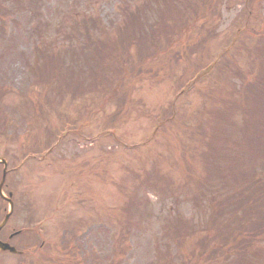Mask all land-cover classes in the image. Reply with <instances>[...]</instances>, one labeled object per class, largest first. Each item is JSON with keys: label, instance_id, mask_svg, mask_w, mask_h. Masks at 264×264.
Listing matches in <instances>:
<instances>
[{"label": "rangeland", "instance_id": "obj_1", "mask_svg": "<svg viewBox=\"0 0 264 264\" xmlns=\"http://www.w3.org/2000/svg\"><path fill=\"white\" fill-rule=\"evenodd\" d=\"M146 1L152 0H0V86L6 93L0 113L16 122L15 129H3L0 116V158L8 170L3 190L14 204L0 239L35 229L10 240L31 256L25 261L1 252L0 264H192L185 256L197 240L173 232L178 217L201 222L196 227L207 230L208 249L221 244L215 215L222 205L217 201L211 212L196 203L193 188L201 167L196 161L189 171L177 167L179 145L194 139L185 157L190 161V152L198 158V139L208 133L196 134L197 108L221 106L227 87H238L231 71L236 65L227 61L247 67L255 49L223 55L240 32L244 44L264 33V1L196 0L188 9L201 19L180 41L190 51L178 55L162 54L154 43L156 52L148 51L152 41L143 36L155 32L159 8L176 17L170 3L175 0L146 4L149 26L133 32L127 14ZM56 41L61 46H44ZM34 48L65 67L82 66L91 57L94 75H85L81 86L66 89L52 105L43 101L42 113L21 127L13 108L22 85L16 86ZM81 49L88 53L83 56ZM48 92L44 86L36 94ZM250 117L255 116L236 113L239 126H248ZM1 171L0 166V177ZM247 256L264 264V242L248 248Z\"/></svg>", "mask_w": 264, "mask_h": 264}, {"label": "trees", "instance_id": "obj_2", "mask_svg": "<svg viewBox=\"0 0 264 264\" xmlns=\"http://www.w3.org/2000/svg\"><path fill=\"white\" fill-rule=\"evenodd\" d=\"M205 1L208 3L216 1L222 4L223 0ZM253 1L261 4L264 0ZM159 3L167 4L166 0L146 1L144 6L140 5L135 12L127 14V19L135 23L132 26L133 32L143 33V29L149 26L147 24L149 18L144 14L143 7H146V4L158 6ZM170 3L177 10L176 17L169 14L167 7L166 9L159 8L157 18H155V32L149 35L143 33V36L146 37L147 42L152 41V43L148 42V51L156 52V45L163 51L162 54L171 50L173 54L178 55L179 52L186 54L190 50L186 43L185 45L180 41L188 36L190 24L199 22L201 19L199 16L195 17V14L188 9L197 2L196 0H175V3ZM246 8L245 5L244 12ZM246 16L250 18V12ZM243 34L240 32L231 43L232 48L226 51L223 57L227 56L232 49H236L235 52L249 54L253 50H250L248 46H253L256 52L253 61L249 60L250 65L244 68L237 65L239 62L227 61L231 65H236L231 67V71L238 79V87L228 86L226 92L224 89L226 97L219 102L221 106L213 108L215 104L213 103L211 106L208 104L210 108L205 105L197 108L195 118L198 122L195 126L198 130L196 134L208 133V136L198 139L200 143L198 158L189 152L190 161L185 157L186 150L189 144L195 145L196 141L188 139L189 142H184L181 147L179 145V157L182 158V164L175 163L177 167L182 166L186 171H189L192 161H196L201 167V172L196 176L195 181L197 188L181 183L178 185L198 190L193 193L197 204L211 212L214 211L217 201L222 205L215 215V219L219 222L221 244L213 251L207 247V230L196 227L201 222L184 220L180 217L176 219L177 225L173 228V232L182 233L188 238L197 240L196 248L191 247L189 256H185L188 262L192 261L190 262L192 264H254L247 258L248 248L257 242H264V33L250 38L245 44L241 41ZM47 45L61 46L57 41L47 43ZM80 52L82 55L88 53H84L82 49ZM35 53L37 56L35 60L26 61L23 68V88L19 92L18 104L13 108L19 113L21 127L28 125L31 119H35L37 113H42L43 101L52 105V101L57 100L56 96L66 89L81 86L85 75H94V68L90 64L91 57L86 58L82 66L65 67L62 60L59 64H55L54 56L52 54L46 56L45 50H36ZM174 59L177 61L176 57ZM214 63L215 61L212 65ZM227 80L229 82L230 79L227 78ZM26 83L27 86L24 85ZM44 86L49 87V92L40 97L36 93ZM97 86L105 87L104 85ZM49 93L55 97H50ZM4 94L6 93L1 91L0 86V105ZM237 112H239V118L244 113L255 117L247 118L248 126H239V122L236 121ZM0 116L3 129L10 125L16 128L15 120L9 121L7 113H0ZM195 118L192 117L193 121ZM32 129L33 127L23 128L22 135L30 134ZM10 131L15 132L13 129ZM185 178L190 180L188 175H185ZM168 186L169 182H166L164 189ZM255 187L258 189L257 192H254ZM132 198L137 197L132 196ZM224 204L228 206H223ZM0 205V210L3 209V216L5 203L1 199Z\"/></svg>", "mask_w": 264, "mask_h": 264}, {"label": "water", "instance_id": "obj_3", "mask_svg": "<svg viewBox=\"0 0 264 264\" xmlns=\"http://www.w3.org/2000/svg\"><path fill=\"white\" fill-rule=\"evenodd\" d=\"M0 164L3 165V174H2V179L0 181V196L3 197L2 193H1V188H2V184H3V181H4V178H5V169H6V162L4 160H0ZM7 202H8V205H9V211L8 213L5 215L2 223L0 224V229L1 227L6 223L8 217L10 216V214L12 213V210H13V204L10 200V196L9 198H5L3 197ZM0 251H10L11 253H15V249L10 247L8 244H5V243H1L0 242Z\"/></svg>", "mask_w": 264, "mask_h": 264}]
</instances>
